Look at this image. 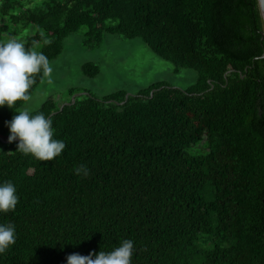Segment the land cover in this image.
I'll list each match as a JSON object with an SVG mask.
<instances>
[{
	"label": "trees",
	"instance_id": "obj_1",
	"mask_svg": "<svg viewBox=\"0 0 264 264\" xmlns=\"http://www.w3.org/2000/svg\"><path fill=\"white\" fill-rule=\"evenodd\" d=\"M81 26L87 46L104 33L138 36L198 77L186 88L153 82L122 105L114 101L124 89L76 98L49 118L53 138L66 143L55 160L0 140V182L11 180L19 196L14 211L0 213L16 227L0 264H66L70 254L108 252L124 239L134 241L132 264H264L258 0H0V42L21 41L49 62ZM23 102L0 107V136ZM59 106L48 99L31 112L47 118ZM80 164L88 177L73 174Z\"/></svg>",
	"mask_w": 264,
	"mask_h": 264
},
{
	"label": "rangeland",
	"instance_id": "obj_2",
	"mask_svg": "<svg viewBox=\"0 0 264 264\" xmlns=\"http://www.w3.org/2000/svg\"><path fill=\"white\" fill-rule=\"evenodd\" d=\"M115 18H108L106 25H115ZM86 26L79 27L63 41L61 53L49 63L53 71L50 77H42L31 99L24 101L18 110L38 109L43 102L53 99L58 105L68 103L73 94L77 99L95 96L98 99L120 89L135 94L156 81H167L172 86L186 88L193 84L197 70L179 67L154 52L141 37H127L119 33H104L96 46L84 43ZM29 30L16 36L23 40ZM14 38V37H13ZM98 66L99 71L91 75L84 71L86 63ZM73 93L71 94V92ZM0 136V140H8ZM202 141L199 148L202 149Z\"/></svg>",
	"mask_w": 264,
	"mask_h": 264
},
{
	"label": "clouds",
	"instance_id": "obj_3",
	"mask_svg": "<svg viewBox=\"0 0 264 264\" xmlns=\"http://www.w3.org/2000/svg\"><path fill=\"white\" fill-rule=\"evenodd\" d=\"M53 69L48 58L35 50L26 49L24 43L15 39L0 42V107L13 109L16 102L29 101V89L38 74L50 77ZM9 129L8 142L18 141L16 150L38 161H51L66 148L63 140L53 138L52 120L43 113L35 115L23 108L11 120L5 121ZM73 174L88 177L90 169L80 164ZM19 202L16 185L11 180L0 182V213L14 211ZM16 227L13 223H0V254L14 245ZM134 241L124 239L111 251L89 252L87 255L73 253L66 257V264H132Z\"/></svg>",
	"mask_w": 264,
	"mask_h": 264
},
{
	"label": "water",
	"instance_id": "obj_4",
	"mask_svg": "<svg viewBox=\"0 0 264 264\" xmlns=\"http://www.w3.org/2000/svg\"><path fill=\"white\" fill-rule=\"evenodd\" d=\"M258 2H259V6H260V10H261V13H262V17H263V20H264V0H258ZM264 58V52L260 55V56H258V58ZM233 70H229L227 73H226V75L227 74H229V73H231ZM210 82V81H209ZM213 88V85L211 84L210 85V89H212ZM153 92H154V90H152L151 91V93H150V95L152 96V94H153ZM79 94H73V96L71 97V100H70V102H68V103H63V104H61L60 106H59V109L58 110H56V111H54V112H52L51 114H49V116L47 117V118H50L52 115H54V114H56L57 112H60V111H62V109L64 108V106L65 105H72V104H74L75 103V100H76V97L78 96ZM131 95H133V94H131V93H126L125 94V97H124V100L123 101H114L116 104H119V105H122V104H124L127 100H128V98H129V96H131ZM109 102H112L113 100H108ZM3 142H5V143H9L8 142V140H2ZM16 142H18V141H16Z\"/></svg>",
	"mask_w": 264,
	"mask_h": 264
}]
</instances>
